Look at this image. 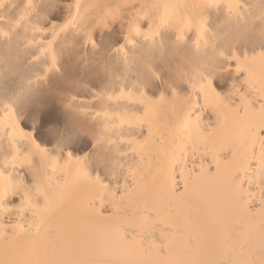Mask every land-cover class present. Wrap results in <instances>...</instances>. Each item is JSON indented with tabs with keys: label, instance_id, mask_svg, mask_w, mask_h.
<instances>
[{
	"label": "bare ground",
	"instance_id": "1",
	"mask_svg": "<svg viewBox=\"0 0 264 264\" xmlns=\"http://www.w3.org/2000/svg\"><path fill=\"white\" fill-rule=\"evenodd\" d=\"M45 2L0 0V125L9 122L11 99L29 95L37 101L45 124L77 120L100 133L105 129L111 132L115 123V131H123L127 139L128 119L144 115L143 106L136 103L137 88L149 100L159 98L162 92L166 99L156 106L159 118L150 117L151 134L145 124L143 135L138 136L145 142L143 151L134 161L123 158L127 180L102 175L96 183L91 167L81 165L91 174L89 180L78 175L73 165L63 167L60 160V170L51 173L49 169L56 203L40 235H31L35 228H30V214L27 218L13 214L9 221L0 209V253L7 246L12 259H99L120 264H191L248 258L249 254L258 260L264 221L257 178L264 141V122L259 116L264 104V94L259 91L264 63L259 59V41L255 42L257 59L249 65L256 84L249 97L242 99L233 91V81L221 78L218 70L213 84L220 98L205 96L199 90V73L215 68L222 59L220 52L229 45L244 50L240 41L253 24L259 25L264 0H240L244 4L240 19L235 12L229 17L227 8L196 15L191 7H181L185 17L195 16V22L208 29V46L201 39L197 50L194 24L191 30L183 28L180 42H176L174 31L170 33L171 42L165 41L166 55L137 51L134 57L130 54L126 69L117 65L115 53L109 58L103 53L94 55L90 45L87 49L75 45L72 31L57 29L54 34L51 25L45 30L46 22L41 19ZM74 2L64 0L65 6ZM96 2L106 5L123 0ZM137 2L191 5L202 0ZM29 4L31 8L26 7ZM57 15L56 23H62L66 7ZM115 29L119 31L118 24ZM94 35L99 39L100 31ZM107 35L105 30V38ZM248 50L251 55L252 46ZM152 64L163 68L166 75L169 71L173 74L175 97L171 89L157 87L159 82L143 87L145 65ZM224 64L228 67L227 61ZM106 66H119L121 71L114 76L111 70L105 72ZM231 71L235 75L234 63ZM181 103L185 108L177 119L173 108ZM122 114L128 118L123 125ZM15 118L21 129L32 130L31 120L23 113ZM140 131L136 126L135 132ZM108 146L104 144L102 149ZM129 165L134 173L128 171ZM9 173H13L11 165L5 177ZM47 228L53 230L54 238L45 235ZM33 243L34 249L30 247Z\"/></svg>",
	"mask_w": 264,
	"mask_h": 264
},
{
	"label": "snow or ice",
	"instance_id": "2",
	"mask_svg": "<svg viewBox=\"0 0 264 264\" xmlns=\"http://www.w3.org/2000/svg\"><path fill=\"white\" fill-rule=\"evenodd\" d=\"M26 7L31 8L32 5L29 4ZM41 7L43 9L41 19L46 22L45 30H49L47 25H51L50 30L54 34L57 29L64 32L72 31L75 45L85 49L90 45L94 55L103 53L110 58L115 53L117 65H123L125 69L129 65L130 54L134 57L137 51L153 56L157 52L166 55L165 41L171 42L170 33L174 31L176 42H180L183 40V28L191 30L194 24L197 30V50L200 48L201 39H204L205 47L208 46V40L205 38L208 29L203 26V23H196L195 16L185 17L179 11L181 7H191L196 10V15H202L213 8L217 11L227 8L229 17L235 12L238 19L242 18L240 14L244 11V4L240 0H235V2L228 0L227 3H221L220 0H202L201 3L191 5L138 3L137 0H123L121 3L101 5L96 0H87V2L86 0H75L74 3H67L66 6L64 0H46ZM65 7L66 18L62 23H56L59 20L57 14L65 11ZM258 19L259 25L253 24L251 30L246 31L240 41L244 45L243 51L235 45H229L227 49L220 52L222 59L217 62L215 68L199 73L200 93L205 96L213 94L220 98L213 84L217 70L221 78L233 81L231 87L234 92L241 94L242 99L249 97L251 91L255 90L256 84L253 74L249 71V65L251 61L257 59L256 41H259V59L264 63V13ZM117 24L119 31L115 29ZM33 27L36 31L40 30ZM97 30L100 31L99 39L94 35ZM105 30L108 33L107 38H105ZM7 34V32L3 33L5 36ZM249 46H252L251 55H249ZM52 61L54 66L55 55ZM224 61L228 62V67L225 66ZM233 63L235 64V75L231 71ZM145 68L144 80L141 82L144 88H148L153 82H159L157 87L165 91L171 89L172 96H176L175 80L170 71L166 75L164 69L155 64L145 65ZM109 70L114 76L121 71L119 66H106L105 72ZM259 91L264 94V76L260 79ZM137 93L136 103L143 106L144 115L136 116L133 121L122 114L121 125L128 119L130 126L127 139L123 138L125 136L123 131L119 133L115 131L117 127L115 123L112 124L111 132L105 129V132L100 133L86 123L77 120L49 121L45 124L34 98L29 95L14 96L9 102L12 108V111L8 113L9 122L0 125L3 128V134L0 135V165L3 169L0 171V209L4 216L10 221L13 214L21 218H27L30 214L32 217L30 228L33 226L35 228V232L31 235L33 238L38 237L56 203L57 194L51 183L49 169L51 173L60 170L62 167L60 160L64 161L63 167L73 165L78 175H84L89 180L93 179L91 174L84 171L81 165L91 167L96 172L94 181L96 183L100 182L102 175L123 176L127 180L123 158L129 157L134 161L136 155L143 151L145 142H142L138 136L143 135L145 124H148L149 134H151L150 117L159 118L156 106L166 99L162 92L159 98L149 100L144 92L139 90V87ZM124 95V91L121 90V96ZM9 104L5 105L6 110ZM184 108L182 103L174 105L173 111L177 119ZM21 113L31 120V131H24L17 122L15 117ZM259 116L264 122V104L261 105ZM136 126L141 129L139 134L135 132ZM185 126H188L187 123ZM42 144H47L48 147ZM104 144L109 146L102 149ZM78 145H83V147L78 148ZM78 151L82 155H76ZM10 165L14 174L9 173L5 177L4 173L8 171ZM258 165L259 176L257 178L260 180L261 204L264 205V141L261 142V158ZM128 171L134 173L135 169L129 165ZM45 235L54 238L55 234L52 229L47 228ZM30 247L34 249V243ZM0 264H120V262L99 259H12L9 258V250L6 246L0 253ZM191 264H264V221L261 223L258 260L249 254L248 258L237 256L220 261H194Z\"/></svg>",
	"mask_w": 264,
	"mask_h": 264
}]
</instances>
